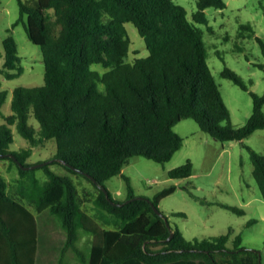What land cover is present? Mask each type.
<instances>
[{
	"label": "trees",
	"instance_id": "1",
	"mask_svg": "<svg viewBox=\"0 0 264 264\" xmlns=\"http://www.w3.org/2000/svg\"><path fill=\"white\" fill-rule=\"evenodd\" d=\"M18 3L20 18L15 25L25 24L29 39L43 52L46 71L43 86L15 89L9 117L2 112L7 92H0V116L5 120L0 125V154L12 153L18 162L11 157L0 160L9 161L20 175L14 189L0 173V264H36L39 223L33 210L49 211L66 234L58 264L73 259L82 264H260L259 253L244 248L242 240L229 248L230 235L187 241L178 227L169 228L154 210L177 187L162 190L154 199H137L123 174L137 156L160 164L171 161L184 146V137L175 130L183 120L193 119L222 143L244 142L264 129V95L250 92L245 80L226 67L223 77L249 91L254 101L246 125L232 123L197 27L208 23L207 9L227 8L226 0H198L193 20L175 0ZM128 23L138 29L149 50L147 57L134 62L128 60L132 48ZM3 44V73L13 79L23 72L19 46L13 35ZM261 46L264 52V42ZM33 118L38 128L31 123ZM14 127L28 142L19 151H11ZM50 141L56 142L58 152L50 164L38 168L46 176L42 182L38 169L25 171L19 163L31 166L28 159L34 150ZM247 148L264 198V155ZM55 164L96 188L95 217L83 209L72 176L53 170ZM85 174L102 187L122 175L128 183L127 197L115 199L109 191L113 204ZM193 175L191 160L169 172L178 180ZM220 205L244 214L237 207ZM86 236L87 249L81 247Z\"/></svg>",
	"mask_w": 264,
	"mask_h": 264
},
{
	"label": "rangeland",
	"instance_id": "2",
	"mask_svg": "<svg viewBox=\"0 0 264 264\" xmlns=\"http://www.w3.org/2000/svg\"><path fill=\"white\" fill-rule=\"evenodd\" d=\"M175 1L186 8L189 19L193 20L194 13L198 11V0ZM0 3V92H7L8 99L2 106V112L5 117H9L13 114L11 101L15 89L43 86L46 69L43 52L29 39L25 24L21 22L15 25L20 18L18 0H0ZM226 3L227 8L223 10L207 9L208 23L197 24V27L203 32L208 62L231 111L232 123L242 127L254 112L250 92L264 95V52L261 46V42H264V0H226ZM127 29L132 40L128 60L134 62L139 57H147L149 50L138 29L131 23L127 24ZM10 35L18 43L23 69L13 79H8L3 73V42ZM226 67L245 80L250 92L223 77L222 72ZM4 123V118L0 116V125ZM31 123L39 127L34 118ZM175 130L185 141L171 161L160 164L137 156L126 164L123 174L130 179L135 195L154 199L162 190L176 186V192L161 201L160 210L167 216L171 226L181 230L187 241L212 240L230 235L229 248L242 240L244 248L260 253V264H264V198L255 180V167L247 148L250 146L264 155V129L256 131L244 142L225 143L203 132L193 119L183 120ZM13 132L15 142L11 145V151L27 147V140L16 127ZM57 152L56 142H47L45 146L34 150L28 164L49 162ZM189 160L194 164L192 177L181 180L170 178V171ZM51 168L72 176L84 201L83 209L95 217L96 188L83 176L67 173L57 164L51 165ZM0 173L12 188L19 186V172L9 161L0 160ZM36 176L42 182L46 180L41 169L37 170ZM106 188L115 199L127 197L128 183L122 175L107 181ZM118 190L122 191V195H117ZM220 204L237 207L244 214ZM33 212L39 223L37 264H47L46 259H54L50 264H58L66 234L49 211L42 214ZM81 247L88 248V236L81 241ZM70 264L82 263L73 259Z\"/></svg>",
	"mask_w": 264,
	"mask_h": 264
},
{
	"label": "water",
	"instance_id": "3",
	"mask_svg": "<svg viewBox=\"0 0 264 264\" xmlns=\"http://www.w3.org/2000/svg\"><path fill=\"white\" fill-rule=\"evenodd\" d=\"M5 157H11V158H13L14 160H16L17 161V158H16V156L14 155V154H12V153H10V154H0V158H5ZM56 161H58V162H60V163H62V164H64L65 162L62 160V159H55ZM18 162V161H17ZM52 162V160L51 161H49V162H45V163H40V164H36V165H31V166H25V165H23L22 163H19L20 164V166H21V168L23 169V170H25V171H29V170H34V169H38V168H41V167H44L45 165H47V164H50ZM69 166V165H68ZM70 168H72L73 170H76L75 168H73V167H71V166H69ZM78 173H82L81 171H78V170H76ZM85 176L86 177H88V178H90L91 180H93L100 188H102V190L105 192V194L107 195V197L111 200V202L113 203V204H115V202L110 198V196H109V191H108V189L106 188V187H102L100 184H98V182L93 178V177H91L90 175H88V174H85ZM138 198H140V197H137V199ZM136 199V198H135ZM130 201H132V200H130ZM151 201V200H150ZM152 202V201H151ZM154 210H155V212L159 215V216H161L162 218H164V220L166 221V224H167V226L169 227V228H172V226H171V224H170V221L168 220V218H167V216L158 208V207H156L155 205H154ZM174 236V231H172V234H171V237H170V239L172 238ZM259 255H260V253H259ZM260 263H261V259H260Z\"/></svg>",
	"mask_w": 264,
	"mask_h": 264
},
{
	"label": "crops",
	"instance_id": "4",
	"mask_svg": "<svg viewBox=\"0 0 264 264\" xmlns=\"http://www.w3.org/2000/svg\"><path fill=\"white\" fill-rule=\"evenodd\" d=\"M10 167V165H9ZM11 168V167H10ZM117 195H122V191L121 190H118L117 191ZM38 254H39V249H38ZM38 254H37V257H36V264H37V258H38ZM47 261V264H50V263H53L54 262V259L50 260V259H46Z\"/></svg>",
	"mask_w": 264,
	"mask_h": 264
},
{
	"label": "clouds",
	"instance_id": "5",
	"mask_svg": "<svg viewBox=\"0 0 264 264\" xmlns=\"http://www.w3.org/2000/svg\"><path fill=\"white\" fill-rule=\"evenodd\" d=\"M92 67H95V66H92ZM101 92H103V88L101 87L100 89H99Z\"/></svg>",
	"mask_w": 264,
	"mask_h": 264
}]
</instances>
